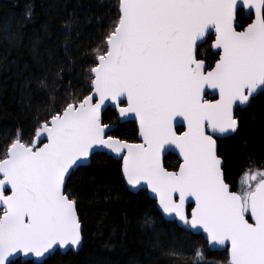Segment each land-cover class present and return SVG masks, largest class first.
<instances>
[{
	"label": "snow or ice",
	"instance_id": "snow-or-ice-1",
	"mask_svg": "<svg viewBox=\"0 0 264 264\" xmlns=\"http://www.w3.org/2000/svg\"><path fill=\"white\" fill-rule=\"evenodd\" d=\"M240 7L253 9L254 19L238 30ZM116 8L88 50V87L45 103L27 140L17 130L0 148V264L81 243L78 197L68 180L97 150L122 157L127 183L144 182L163 213L202 228L212 244H229L228 264H264V166L250 163L233 190L218 150L219 136L240 130L236 106L264 90V0H116ZM212 29L219 58L208 67L198 41ZM207 89L218 98L206 99ZM108 102L109 119L134 118L142 141L109 134ZM167 146L182 157L178 170L162 162Z\"/></svg>",
	"mask_w": 264,
	"mask_h": 264
},
{
	"label": "trees",
	"instance_id": "trees-1",
	"mask_svg": "<svg viewBox=\"0 0 264 264\" xmlns=\"http://www.w3.org/2000/svg\"><path fill=\"white\" fill-rule=\"evenodd\" d=\"M116 14V0H0V148L17 130L27 140L37 116L45 115V103L59 104L67 93L88 87L93 63L88 50L102 40ZM236 21L242 28L251 16L239 11ZM211 40L198 48L208 67L217 59ZM113 111H104L105 123L116 126L111 134L137 140L135 124L109 119ZM236 112L239 132L218 140L233 190L250 163L253 170L264 166V90ZM163 163L169 170L179 165L172 155ZM68 182L78 197L81 247L76 253L55 252L42 264H228L226 251L211 252L201 236L163 220L146 192H129L119 161L94 154Z\"/></svg>",
	"mask_w": 264,
	"mask_h": 264
},
{
	"label": "water",
	"instance_id": "water-1",
	"mask_svg": "<svg viewBox=\"0 0 264 264\" xmlns=\"http://www.w3.org/2000/svg\"><path fill=\"white\" fill-rule=\"evenodd\" d=\"M239 11H242L244 13V15H245L246 18H248V17L251 16L252 17L251 18V21H252V19H254V10L253 9H250V8H247V7H240L238 9V12ZM235 26L237 27L238 30L240 29V26L238 25L237 21H235ZM210 36L213 37L212 38V41H213L215 39V30L214 29H212L206 35V37H204L200 41H198V47H200L201 45H203ZM212 41H211V44H210L211 51L213 52V54L218 55V58H219V53H218L217 49L215 47H213ZM214 65H215V63L213 64V66ZM262 91L263 90L259 91L255 95V97L259 93H261ZM205 98L206 99H217L218 98V93L215 92L212 89H207L206 92H205ZM247 105L246 106H236L235 110L236 109H245L247 107ZM106 109H112V110H114V108L112 107V102H108L104 106V111ZM177 120L178 121L179 120H182V118H177ZM124 123H134L135 124V127H136V131H137V140H141L142 141V138L139 137L138 126H137V123L134 120V118L127 117V118L118 119V124H124ZM115 127H116L115 125H110V132H109V134H111L113 132V130L115 129ZM174 127H176V129L178 131H180V132H183L185 130V125H183L182 123H175L174 124ZM232 135L233 134H227V135L219 136L218 137V140H223V139L229 138ZM98 153L105 154V155L111 157L112 159H114L116 161H119L121 163V175H122V179H123L124 185L127 188V190L129 192L133 193V194H136L139 191L146 192L148 198L155 203L156 210H157V212L159 213V215L161 216V218L163 220L169 221V222H175V224L179 228H183V227H185L187 225V224H184L182 221H180L179 218H177L174 214H166V213H163L162 209L159 207L158 198L156 197V194L153 193L150 189H148L146 187V184L144 182H142L141 185H138V186H130L127 183V181H126V179L124 178V175H123V158L122 157H118V156H116L113 153L106 152L105 150H97L94 154H98ZM94 154H92L91 156H93ZM168 155H172V156L176 157L177 160L179 161V164L182 161V157L180 156L179 151H178V149L175 148V146H167V150L162 154V162H163V160ZM91 156L89 158H82L81 161H80L79 166H77L75 168V170L77 168H80V167H87L89 165V163H90ZM178 168H179V166H178ZM178 168L176 170H178ZM75 170H73L72 172H74ZM193 206H194V201L190 199L188 202H186V206H185L186 207V211H187L188 207H191L192 208ZM187 213L190 215L191 214V209L189 211H187ZM187 227H188V230H189L190 233H192L193 235H196V236H201L203 238V240L207 243L208 249L211 252L220 253V252H223V251L227 250V252H228V258L230 260V255H229L230 245L229 244H225V245L212 244L210 241L207 240L206 233L203 231L202 228H193L190 225H187ZM81 243H82V240H81ZM81 243L78 246H71V245H68V246H59V245H56V246L53 247V249L49 250V252L47 254H45L44 256H42L40 258H37V257H35L32 254L20 253L19 255H14L12 257V259L14 260V262L15 261H20L21 263H24V262H32L34 264H42L44 261H46L48 259V257H50L51 255H53L55 252H59L60 254H65V253H67L69 251H71L73 253L78 252L79 249H80V247H81Z\"/></svg>",
	"mask_w": 264,
	"mask_h": 264
},
{
	"label": "flooded vegetation",
	"instance_id": "flooded-vegetation-1",
	"mask_svg": "<svg viewBox=\"0 0 264 264\" xmlns=\"http://www.w3.org/2000/svg\"><path fill=\"white\" fill-rule=\"evenodd\" d=\"M209 47H210V44H209Z\"/></svg>",
	"mask_w": 264,
	"mask_h": 264
},
{
	"label": "rangeland",
	"instance_id": "rangeland-1",
	"mask_svg": "<svg viewBox=\"0 0 264 264\" xmlns=\"http://www.w3.org/2000/svg\"><path fill=\"white\" fill-rule=\"evenodd\" d=\"M239 190V189H238Z\"/></svg>",
	"mask_w": 264,
	"mask_h": 264
}]
</instances>
